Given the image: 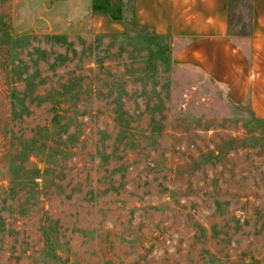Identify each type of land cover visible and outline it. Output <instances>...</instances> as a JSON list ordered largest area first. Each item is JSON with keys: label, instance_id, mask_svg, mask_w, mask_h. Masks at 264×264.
Wrapping results in <instances>:
<instances>
[{"label": "rangeland", "instance_id": "rangeland-1", "mask_svg": "<svg viewBox=\"0 0 264 264\" xmlns=\"http://www.w3.org/2000/svg\"><path fill=\"white\" fill-rule=\"evenodd\" d=\"M48 1L0 0V264H264V119L183 41L34 30Z\"/></svg>", "mask_w": 264, "mask_h": 264}, {"label": "crops", "instance_id": "crops-1", "mask_svg": "<svg viewBox=\"0 0 264 264\" xmlns=\"http://www.w3.org/2000/svg\"><path fill=\"white\" fill-rule=\"evenodd\" d=\"M232 1L49 0L31 18L42 33L122 35L132 25L183 41L178 64L222 84L233 105L248 106L264 119V0H249L246 51L230 34Z\"/></svg>", "mask_w": 264, "mask_h": 264}, {"label": "trees", "instance_id": "trees-1", "mask_svg": "<svg viewBox=\"0 0 264 264\" xmlns=\"http://www.w3.org/2000/svg\"><path fill=\"white\" fill-rule=\"evenodd\" d=\"M88 73H91V74H93V71L91 70V69H88V71H87ZM92 77V78H91ZM88 78H91V79H89V81L90 80H92V79H95L96 78V76H89ZM88 81V82H89ZM63 86H66V85H63ZM62 86V87H63ZM95 96V92L92 90V87L90 86V98H88L90 101H93L94 100V97ZM66 99H68V98H66ZM65 99V96H62V100H66ZM70 99H72V97H70ZM55 100H52V98H50V100H47V99H45V98H43V103H45L46 105H48L49 107H51V108H53V109H55V107H59V106H57V104H56V102H54ZM60 103V105H63V103L62 102H59ZM55 118H58V116H53V118H52V120L55 122ZM40 131H43V132H48L49 134H50V131L48 130V128L47 127H41V126H39V128H38ZM52 137V136H51ZM52 138H54V137H52ZM50 139V138H49ZM49 139H47V140H45V141H43V142H41L42 144L40 145V146H43L44 148H46V149H51V147L53 146L52 144H55V143H53V142H51V141H49ZM35 145L37 144V142H35L34 143ZM48 144H50V145H48ZM37 147H38V145H36ZM36 149H38V148H36ZM66 151V150H65ZM35 153H36V155H37V150H36V152H34V155H35Z\"/></svg>", "mask_w": 264, "mask_h": 264}]
</instances>
